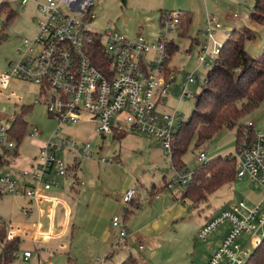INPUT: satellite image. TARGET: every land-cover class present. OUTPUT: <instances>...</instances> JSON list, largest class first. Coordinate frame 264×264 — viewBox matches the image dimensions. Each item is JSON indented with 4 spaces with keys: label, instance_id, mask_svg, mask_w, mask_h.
Returning a JSON list of instances; mask_svg holds the SVG:
<instances>
[{
    "label": "rangeland",
    "instance_id": "rangeland-1",
    "mask_svg": "<svg viewBox=\"0 0 264 264\" xmlns=\"http://www.w3.org/2000/svg\"><path fill=\"white\" fill-rule=\"evenodd\" d=\"M4 1L0 0V4ZM9 4L17 16L4 30L6 39L0 44V74L6 72L10 62H19L26 49L23 40L35 37L39 21L34 1H30L26 6L22 5L21 0H11ZM254 4L255 0H101L94 7L96 19L91 27L97 32H105L109 27L129 38L143 36L148 41H155L162 33V12H176L181 15L188 13L192 16L186 34L179 31L171 36V40L179 49L171 57L168 67L176 74L177 80L168 91L166 105L158 108L159 112L165 114L177 111L184 122L191 117L210 70L199 64V50L208 42L205 35L208 17L215 16L223 25L216 33L220 44L226 41L229 32L245 27L254 29V38L246 41L245 49L254 58L263 55L264 26L252 22ZM235 14L239 15L236 19L233 17ZM197 40L199 44L196 43ZM209 49H213L212 43ZM198 68L197 76L200 82L192 84L189 88L193 97L183 99L182 82L188 74ZM4 91L17 93L25 102L41 97L40 88L27 82H10ZM24 111H27L24 116L28 128L38 127L39 135L35 138L27 135L18 143L17 150H12L8 156L10 166L4 168V172L11 171L13 167L28 168V164L37 158L44 143L50 141L59 128V121L50 116L44 104L24 110L22 103L17 104L4 98L0 99V126L9 127L10 116L15 113L22 114ZM248 122H254L258 129H264V101L235 127L224 128L201 147L193 144L183 157V171L194 172L199 166L198 157L202 152L207 154L210 161L234 154L238 128ZM96 127L97 123L91 120L79 125L60 126V135L76 141L78 151H81L86 143H91V152L94 155L91 159H75L69 153L62 155L67 164L77 163V177L71 171L68 176L69 188L62 189L71 216L68 219L67 207L59 204L54 218L55 236L49 240L40 238L36 244L32 242V238L23 239L20 241L18 255L10 264H98V261H104L105 264H121L131 256L136 258L139 264H149V257L152 264H201L230 229L228 223L223 224L206 241L200 240L198 230L205 219L242 201L248 206H254L256 202L252 201L262 195V190L255 188L250 180L245 178L224 185L209 195L206 203L195 205L190 200L177 201L175 198L181 195L185 188H168L167 185L174 179V169L171 157L165 152L159 139L135 131L122 136L123 139L114 138L113 135L104 137L96 131ZM2 155L4 151L0 148V156ZM101 159L108 162L101 163ZM111 160L113 161L110 162ZM129 189L139 190L138 201L142 208L154 199L153 192L157 193L156 197H160L157 205L173 202L184 207L183 220L173 223L160 237L155 233V252L151 251L144 241L141 243L146 246L145 251L139 250L140 244L135 240L119 242V229L113 227L112 221L115 217L121 222L124 221L127 208L133 207L135 210L136 206L121 202L124 193ZM26 206H30V203L20 197L6 195L0 198V220L22 228L28 224L32 225L37 214L26 217L22 213V208ZM66 220H69V225L65 231ZM127 223L131 231L129 222ZM44 227V230L50 228L46 220ZM103 234L110 235L107 243L103 242ZM254 240V234H243L239 238V244L244 251L253 253ZM113 244L115 246L110 253ZM2 251L3 244L0 243V258ZM26 251L32 252L28 261L23 258Z\"/></svg>",
    "mask_w": 264,
    "mask_h": 264
},
{
    "label": "built area",
    "instance_id": "built-area-1",
    "mask_svg": "<svg viewBox=\"0 0 264 264\" xmlns=\"http://www.w3.org/2000/svg\"><path fill=\"white\" fill-rule=\"evenodd\" d=\"M30 1L36 3L39 14L37 34L33 39L23 40L26 49L19 62H10L6 72L0 74V99L22 103L23 108L44 104L50 116L59 121V128L28 168L13 167L4 172V168L10 166L8 156L18 148L12 136L16 113L10 116L9 127L0 126V148L4 151L0 162H6L0 164V198L11 195L27 200L30 206L23 207L22 213L29 218L34 206H50L47 222L50 228L44 230L42 221L22 228L0 220V230L6 232L7 241L32 238L36 244L40 238L49 240L55 236L54 210L62 200L49 194L58 187L59 179L67 177L71 171L76 173L77 163L67 164L62 155L69 153L75 159H91L94 155L91 143L78 151L76 141L63 138L59 133L61 125L95 121L96 131L104 137L135 131L159 139L171 157L172 141L180 131L182 118L177 111L165 114L158 108L166 105L168 91L177 80L167 59L169 45L173 42L171 36L178 32L181 19L176 12H162L161 36L156 41H148L143 36L129 38L109 27L105 32L95 31L91 27L96 19L93 10L101 0H21L24 6ZM238 17L234 15L235 19ZM6 22L7 13L0 4V32ZM222 28L218 18L208 17L205 31L208 42L199 51L200 66L210 69L218 58L223 44L219 43L216 33ZM229 36L230 33L227 38ZM211 43L213 49L210 50ZM198 70L188 74L182 82L183 99L193 97L189 88L200 82ZM13 81L37 85L41 97L25 102L15 92L5 93L7 85ZM27 135L35 138L39 128H27ZM232 155L236 159L237 179L248 178L255 188L262 190V195L254 206L244 201L230 206L211 217L200 229L198 238L206 241L221 225H230L207 264H247L252 253L242 249L239 238L243 234H254L255 249L264 239V129H258L254 122L243 124L238 132L236 152ZM198 161L200 166L210 162L205 152L199 155ZM100 162L108 161L101 159ZM193 176V172L174 169V179L167 186L171 190L176 186L186 189ZM138 191L129 189L121 202L131 204ZM63 204L69 219L70 208L65 202ZM112 225L119 229L120 242L126 241L129 233L125 222L115 217ZM31 257L30 251L23 253L25 261ZM98 264L105 262L98 261Z\"/></svg>",
    "mask_w": 264,
    "mask_h": 264
},
{
    "label": "trees",
    "instance_id": "trees-1",
    "mask_svg": "<svg viewBox=\"0 0 264 264\" xmlns=\"http://www.w3.org/2000/svg\"><path fill=\"white\" fill-rule=\"evenodd\" d=\"M9 5L2 3V9L7 13V22L0 32V44L6 39L4 30L17 16ZM180 19L178 32L186 34L192 16L188 13L180 14ZM251 19L254 24L264 26V0H255ZM255 33L250 28L234 30L223 43L218 58L207 74V83L198 96L191 117L183 122L179 133L172 141L173 169L184 170L183 157L193 144L201 147L224 128L235 127L264 101V53L261 57L254 58L245 49L246 41L254 38ZM178 49L174 42L170 44L167 65ZM31 107L33 106H25L23 109ZM26 112L16 114L13 124L12 136L18 143L26 136L28 128L24 116ZM122 136L125 137L126 134L116 135L114 138L123 139ZM0 164L6 162L1 161ZM193 173V179L180 199L200 205L208 201L209 195L237 180L236 159L233 155L220 156L205 165H199ZM0 243L3 244L0 264H10L19 251L20 240L7 241L6 232L0 230ZM121 264L139 263L131 256ZM247 264H264V239L251 254Z\"/></svg>",
    "mask_w": 264,
    "mask_h": 264
},
{
    "label": "crops",
    "instance_id": "crops-1",
    "mask_svg": "<svg viewBox=\"0 0 264 264\" xmlns=\"http://www.w3.org/2000/svg\"><path fill=\"white\" fill-rule=\"evenodd\" d=\"M245 28H247V27H245ZM252 30L254 32H256L254 29H252ZM196 43L199 44L200 43L199 40H197ZM199 48H201V47H199ZM32 163L33 162H30L28 164V166H30ZM69 175L70 174H68V176ZM74 175L76 176L77 172ZM68 176L65 178L59 179L60 181L58 180V187L56 189H54L49 194L50 196L57 195L62 200V203H59V204H63V202H65V204H67L66 201H64L65 200V198H64L65 194L62 193V189L64 190L66 188L67 189L69 188L68 187V184H69ZM156 195H157V193L153 192L154 199H152L148 203L149 204L148 206H145L143 208L140 207V203L138 201V196H137L134 200L135 202L130 204L131 206H136L135 210L133 207L126 209V215L127 216H125L124 222H125L126 228L128 230V233H129V235L126 239V242L130 239L139 242V244H140L139 250L140 251H145L146 246H149L151 248V251L155 252L156 236L160 237V236L164 235L169 230V228L173 225V223H177L182 218L184 219L183 216H184L185 210L181 204L170 202V203H161V204L157 205L158 202L160 201V197L159 196L156 197ZM181 195H177L178 197H176L175 199L177 201L182 200V199H180ZM260 196H261V194L256 198L255 201H252V202H254V203L259 202V200L261 198ZM155 197H156V200H155ZM138 207H140V208L136 211V209ZM49 210H50V206H34V213H36L37 216H35V220L32 221L33 224L37 223L38 221H42V224L44 225V220H46L48 222L50 219ZM54 211L56 212V209ZM215 215H213V216H215ZM209 219H210V217L205 219V221L202 223V226L199 228L198 232L207 223V221ZM67 221H69V220H66L65 224L68 223ZM127 222H129V226H130L131 231L129 230V228L127 226V224H128ZM155 233H157L156 236H155ZM117 236L119 237L118 232H117ZM225 236H226V234H225ZM102 237H103V242L107 243L109 238H110V235L103 234ZM224 237H222V240L224 239ZM142 241H144L146 243L145 247L141 243ZM221 241L209 253L205 262L201 263V264H207L208 263V261L210 260V258L214 254V252L217 250L218 245L221 243ZM114 246L115 245L113 244L110 253L113 252ZM141 246H142V249H140ZM110 256H111V254L107 257V260L110 258ZM170 260H172V258ZM148 262H149V264H152L150 257H149Z\"/></svg>",
    "mask_w": 264,
    "mask_h": 264
}]
</instances>
